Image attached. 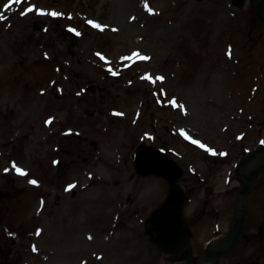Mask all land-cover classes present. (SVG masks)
<instances>
[{"label":"rangeland","instance_id":"1","mask_svg":"<svg viewBox=\"0 0 264 264\" xmlns=\"http://www.w3.org/2000/svg\"><path fill=\"white\" fill-rule=\"evenodd\" d=\"M255 1L0 0V263L193 264L227 236L237 165L264 144ZM150 145L185 170L174 256L145 234L171 189L137 169ZM243 203L237 246L206 264H264V171Z\"/></svg>","mask_w":264,"mask_h":264},{"label":"water","instance_id":"2","mask_svg":"<svg viewBox=\"0 0 264 264\" xmlns=\"http://www.w3.org/2000/svg\"><path fill=\"white\" fill-rule=\"evenodd\" d=\"M234 2L237 5H241L244 0H235ZM255 11L258 18L264 24V0H256ZM258 153H264V146H259L245 160L240 162L239 174L245 178V184L237 201L239 215L230 235L217 244L210 245L204 256L194 257V264H205L209 259L230 253L240 239L245 228L246 216L239 205L253 181L264 170V161L249 173L242 172V168L246 167ZM136 162L141 173L161 174L172 184V189L166 203L156 211L155 216L148 222L147 235L151 240L156 241L164 251L178 253L185 248L189 240L182 213L185 192L179 185V179L183 176L184 172L176 162L154 147L140 150L137 154Z\"/></svg>","mask_w":264,"mask_h":264},{"label":"snow or ice","instance_id":"3","mask_svg":"<svg viewBox=\"0 0 264 264\" xmlns=\"http://www.w3.org/2000/svg\"><path fill=\"white\" fill-rule=\"evenodd\" d=\"M21 2H22V0H7V2L4 3L2 6H3L4 9H7L13 3H15V4H21ZM33 10H35L36 12L42 13V14L46 12V9H44V8H38L35 4H31L26 9H24V11H22L20 14L21 15H25L27 12H31ZM149 11H152V9H149ZM51 15H53V16H59V15H62V13H59V12H56V11H52ZM0 19H6V17H4L2 14H0ZM89 23L90 24H93L97 28H103V27H105V25H102L101 23H98L97 21L90 20ZM72 31L75 32L76 29L73 28ZM145 59H147V57H145ZM149 79H151V77H149ZM159 79H164V77L161 76V77H159ZM171 102L172 103H176L175 99H173ZM189 138L191 139V137H189ZM194 142L197 143V144H200L201 147L207 148L209 152L214 151V149L208 147V145H206V144H202L201 141H199V140H196ZM13 166L15 167V162H13ZM4 171L7 172V171H9V169L5 168ZM16 171L19 172V173H24L25 170L23 168L16 167ZM31 183L36 184V183H38V181H36L35 179H33L31 181ZM71 187L72 186L69 185V188H71Z\"/></svg>","mask_w":264,"mask_h":264},{"label":"bare ground","instance_id":"4","mask_svg":"<svg viewBox=\"0 0 264 264\" xmlns=\"http://www.w3.org/2000/svg\"><path fill=\"white\" fill-rule=\"evenodd\" d=\"M264 161V153H258L246 167L243 168V172L249 173L251 172L256 166Z\"/></svg>","mask_w":264,"mask_h":264}]
</instances>
